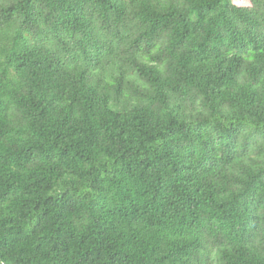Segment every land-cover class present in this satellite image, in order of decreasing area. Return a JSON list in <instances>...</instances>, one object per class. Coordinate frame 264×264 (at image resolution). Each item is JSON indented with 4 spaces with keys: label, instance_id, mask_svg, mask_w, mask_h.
<instances>
[{
    "label": "trees",
    "instance_id": "1",
    "mask_svg": "<svg viewBox=\"0 0 264 264\" xmlns=\"http://www.w3.org/2000/svg\"><path fill=\"white\" fill-rule=\"evenodd\" d=\"M0 264H264V0H0Z\"/></svg>",
    "mask_w": 264,
    "mask_h": 264
}]
</instances>
